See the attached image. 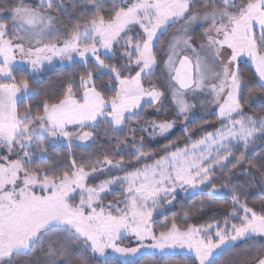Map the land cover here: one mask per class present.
Segmentation results:
<instances>
[{"label": "snow or ice", "instance_id": "1", "mask_svg": "<svg viewBox=\"0 0 264 264\" xmlns=\"http://www.w3.org/2000/svg\"><path fill=\"white\" fill-rule=\"evenodd\" d=\"M163 258L264 264V0H0V264Z\"/></svg>", "mask_w": 264, "mask_h": 264}, {"label": "trees", "instance_id": "2", "mask_svg": "<svg viewBox=\"0 0 264 264\" xmlns=\"http://www.w3.org/2000/svg\"><path fill=\"white\" fill-rule=\"evenodd\" d=\"M60 75V73H57V72H51V73H48V74H44V82L45 83H49V80H51V82H53L55 84V82L57 81V77ZM209 119H211V117H209ZM180 133L177 132L175 135H179ZM174 135V136H175ZM60 149L58 148L57 151H59ZM257 151H259V149H257ZM197 197L195 196H192V197H185L183 194H181V198H180V204H183L185 207L191 205L193 203L194 200H196ZM180 204H177L174 211H180L181 210V207H180ZM217 211H219V209H217ZM173 213H169V215H172ZM168 259V258H163L161 260V264H164L165 260ZM175 259H183V256L179 255V256H176Z\"/></svg>", "mask_w": 264, "mask_h": 264}, {"label": "rangeland", "instance_id": "3", "mask_svg": "<svg viewBox=\"0 0 264 264\" xmlns=\"http://www.w3.org/2000/svg\"><path fill=\"white\" fill-rule=\"evenodd\" d=\"M177 132H178L177 130H174L173 135H175ZM125 243H127V241H125ZM177 256H179V254Z\"/></svg>", "mask_w": 264, "mask_h": 264}]
</instances>
